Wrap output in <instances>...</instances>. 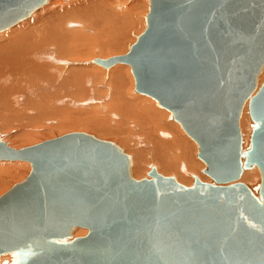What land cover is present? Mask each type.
I'll return each instance as SVG.
<instances>
[{
  "label": "water",
  "instance_id": "95a60500",
  "mask_svg": "<svg viewBox=\"0 0 264 264\" xmlns=\"http://www.w3.org/2000/svg\"><path fill=\"white\" fill-rule=\"evenodd\" d=\"M49 1L0 0V32ZM147 2L127 52L92 64L128 66L134 92L194 141L210 182L154 167L137 180L120 146L88 133L19 149L0 137V161L30 167L0 195V264H264V0ZM253 168L251 187L240 179Z\"/></svg>",
  "mask_w": 264,
  "mask_h": 264
},
{
  "label": "bare ground",
  "instance_id": "6f19581e",
  "mask_svg": "<svg viewBox=\"0 0 264 264\" xmlns=\"http://www.w3.org/2000/svg\"><path fill=\"white\" fill-rule=\"evenodd\" d=\"M122 3H125V6H123ZM69 6L70 7L72 6L71 2L64 3L61 0H50L46 6L40 9V12H43L45 10L44 12L45 15L40 16L38 15V12L36 11L35 13L32 14L33 16L30 20L26 19L27 21H29L27 22V24H23V22L25 21L20 22L19 25L17 24L18 26L16 25L15 28L13 27L14 29L11 28L13 30L9 34V36H7L4 39H0V101H3L2 103H0V105L4 106V104H7V102H9L7 99H12V103H10L12 107L14 102L18 103L20 100H22L23 95L21 94L28 96L29 93H32L34 91L35 93H32L33 98H29V97L27 98L25 96V98H27V101L25 102V98H24L23 102H25L24 107L26 108V111L27 109L30 110L31 108H33L37 112L33 114L35 115L37 114L38 116L42 114L44 115L46 114L47 116L49 115L53 117L55 112L53 113L52 111L51 112L49 111V110H52V108L50 109L48 108L49 103H54L56 101L58 103L59 102L58 100L62 99L63 97L64 98L67 97L68 99L69 96H72L71 99L73 98L76 99V97L77 98L79 97L77 100L79 99L86 100L85 103L82 102L83 105L88 104L89 102L93 104H97L99 106L98 109H100V113L102 111L104 114L109 115L110 118L112 119L122 120L123 118H127V119L131 118L132 120L138 121L141 124L144 123L145 128L147 127L150 133L152 134V136H154V140H155L154 148L155 149H153L154 150L153 152L155 153L153 156L154 159L149 163L147 162L148 164H144L147 160L150 161L149 159L151 158V156L150 157L148 156V159H145L146 161H143L144 157H142L143 156L141 154L142 152L140 153L139 149L137 148L138 152H134L133 163H132L133 164V175L135 179L138 180L139 178L140 179L147 178V175H146L147 170L145 169H150L151 167H154L156 171L158 170L159 172L160 170H163L170 175L177 174L178 182L186 183L187 186L191 185V182H190L191 174L192 173L201 174L199 170L204 168L203 163L197 162L199 161V159L196 160L195 162L193 159L190 158V156L192 155V151H194L195 149L197 150V148L191 147L192 146L191 144H190L191 146H188L189 142L187 141H186V144H184L185 142L184 139L182 142L181 138L183 135L180 132V128H181V127L179 128L180 125L179 124H178L179 126L176 125L175 121H173L172 119L171 120L173 121V123H171V121L168 122V119L167 121L163 120L162 117H165L166 119L168 112L166 110H163L162 108L157 109L159 106L155 105L156 104L154 103L155 101H153L152 99L151 100L148 99L149 97L146 98L143 95L141 96L140 94H138L140 95L138 97H134L133 94H129V92L126 90L127 88L125 87V81L127 77L128 79H130L129 84L131 86H133L134 84H133V81H131L132 78L131 77L129 78L130 72L128 70L129 68H127L128 66H126V68L123 69L122 64H118V66L115 65L111 67L112 69L110 68V70L108 71L106 69L104 70V68L101 67L104 72H100L101 73L100 75H96V74L88 72V69L87 71H83L84 69H86L84 68V66H83V70L82 68H80L81 70L75 69L76 67L74 68V64H77V62L80 60L69 61V60L63 59L64 57H75V56L80 57L82 56V54H86L84 53L85 51L84 44H82L83 35L87 34L85 31L92 32V31H95V28H96L99 34L101 33L103 35L104 34L108 35L111 33L110 31L119 30V32H121V30H123L122 32H124V30H127V28L129 29L135 26L136 20L140 16L143 17L147 13V10H148L147 0H137V1H129V0H102V1L98 0L96 1V0H92L86 6H83L77 9L71 8L73 9L72 11H70L71 9ZM66 7H69V8H66ZM64 8L65 10L70 9L69 12L64 11L63 10ZM136 23L138 25L139 22L137 21ZM73 27H78V29L79 28L82 29L84 31L83 35H82V31L75 32L73 30L74 29ZM144 28H145L144 23H142L140 29H142L143 31ZM126 32L122 34L120 33L119 37L117 36L118 32H115V34L117 33L116 36L118 37L116 41H114L115 40L114 39L113 40L114 42H111L112 41L111 40L110 42H107L104 44L101 43V44H103V46L106 44L105 48L106 46L107 48L110 46V48H112L113 50H118L120 48L122 40L125 38V35L127 36ZM94 37H95V34H94ZM96 38H98V41H100L99 40L100 36ZM86 39L88 38L86 37ZM90 40L91 39L89 37V41ZM95 40L96 39H93V42ZM93 42H91V44ZM96 46H98V44ZM128 47L129 45H127L125 49L127 50ZM90 65H93V64L91 63ZM97 66L98 65H96V67ZM263 80H264V69H263V73L259 79L258 84L260 85ZM99 88H102L103 90H99ZM35 101L36 102L38 101L37 105H35ZM104 102L106 104H104ZM39 103L41 104L39 105ZM9 106L10 105H8V107ZM155 106H157V108ZM19 107H20V110H23L21 109V106ZM3 108H1L0 111L7 109V108L6 109H3ZM9 109L10 108H8V110ZM13 109H15V114H17V112L19 113V111L16 112V108H13ZM33 109H31V111ZM8 110H6V113ZM43 111L45 113H43ZM164 111L166 112V114L164 113ZM20 112L22 113V111ZM97 112L99 114V111ZM97 112L96 114L95 113L94 114L97 115ZM12 113H11L12 115L10 114L11 116L14 115V112ZM103 113L101 114L104 117ZM33 114L30 117H33ZM93 115L91 116L94 117ZM96 117L97 116H95V118ZM108 118L109 117L107 116V119ZM13 119H14V116H13ZM88 119L90 118L88 117ZM131 119H129L128 121L129 124H130V121H132ZM249 119L250 118H248V115H247V106H245L243 109V113L241 115L240 121H239L240 123L239 127H241L240 129L243 135V141L245 142L244 146H247L248 137L251 132V128H250L251 123ZM17 120H21V119L19 118ZM31 120L32 121L37 120V117L34 120L31 118ZM93 120L95 119L93 118ZM101 120H102V117H101ZM29 121L30 120H28V122ZM88 121L86 122L80 121L79 123H81L82 125H85V129L90 131L91 133L92 131H98L104 134H111V136L113 137L112 134H114L115 131L119 129V128H115V131L113 130L114 131L113 133V131L111 132L110 128H107L108 125H110L111 120H109L110 123L109 121H107L109 124H107L106 122L107 127L106 126L103 127V124L100 125L101 121L98 120L100 122H97V119L94 122H90L91 120H88ZM63 122L62 124H64ZM112 122L114 124V121ZM128 122L126 121V123ZM14 123L16 124V122ZM118 123H120V121ZM137 123L135 125H137ZM65 124L67 123L65 122ZM116 124L113 126H116ZM144 125L142 126L144 127ZM137 126L139 127V125ZM127 129L128 127L126 128V130ZM138 131L140 130H137V133L139 134ZM149 131H146V132H149ZM119 132H116L115 134L117 133L119 134ZM129 132L130 130L127 132V134ZM120 134H122V132ZM143 134L145 135L144 132ZM123 135L125 137V134ZM24 136H26V138L28 137L27 135H24ZM0 137L10 147H13L16 149H19L18 147L20 146L24 147V144L29 143V140H24L23 142L18 143L17 145H14L15 143L13 142L14 139L10 140L9 137L2 134L1 132H0ZM117 137H119V135L115 136V138ZM128 137H130L131 139V135H129ZM119 141L120 139L118 140V142ZM126 144L127 143H125V145ZM134 147L136 146H133V148ZM150 150L152 152V148L148 149V151ZM0 168H1L0 174L1 172H3L4 174L20 175V178H24V176L28 174L30 170L29 164L26 162H2L0 161ZM256 170L258 171L257 168H253V169L243 172L240 182H244L248 184L254 181L256 185L258 178H260L257 176L258 173L256 172ZM1 175L3 177V174ZM2 177L0 176V185L3 183ZM198 178L201 179V181L203 182H210L208 178H205L202 176L201 177L199 176ZM252 186H253V183H252ZM86 233H87L86 230H77L74 236L82 237L86 235Z\"/></svg>",
  "mask_w": 264,
  "mask_h": 264
},
{
  "label": "rangeland",
  "instance_id": "374dc122",
  "mask_svg": "<svg viewBox=\"0 0 264 264\" xmlns=\"http://www.w3.org/2000/svg\"><path fill=\"white\" fill-rule=\"evenodd\" d=\"M62 2H64V3H69V2H71L72 3V6L70 7V9L71 8H74V9H77V8H80V7H83V6H86L87 4H89V2H91L92 0H88V2H87V0H69V1H63V0H61ZM87 2V3H85V2ZM96 1H98V0H96ZM99 1H102V0H99ZM129 1H137V0H129ZM84 2V3H83ZM80 4V5H79ZM74 5V6H73ZM76 5V6H75ZM122 5L123 6H125V3H122ZM114 6V5H113ZM69 7H66V8H69ZM147 7H148V2H147ZM69 9V10H70ZM64 11H66V12H69V10L68 9H66L65 10V8L63 9ZM73 9H71L70 11H72ZM148 11V10H147ZM38 12V15H45V10L43 11V12H40V10L39 11H37ZM40 12V13H39ZM33 16V15H32ZM32 16L29 18V19H27V20H30L31 18H32ZM144 17V18H143ZM143 17H139L137 20H136V22L138 21L139 23H138V25H137V23L135 22V26H133V27H131V28H129L130 30H131V32H130V30L127 28V30H124V32H126L127 33V36L125 35V38L122 40V43H121V45H120V48L118 49V50H113L112 48H110V46L107 48V46H106V48H105V45L103 46V44L104 43H107V42H110L111 40V42H114V41H116L117 39H118V37H119V35H120V33L122 34V33H124V32H122L123 30H121V32H119V30L117 31H115V30H113L114 31V33H113V31H110L111 33H112V35H111V33L110 34H108V35H106V34H99V32L96 30V28H95V31H92V32H90V31H85L87 34H84L83 35V30L82 29H78V27H73V28H71V29H73L75 32L76 31H82V35H83V43L82 44H84V49H85V51H84V53H86V54H82V56H75V57H64L63 59H65V60H69V61H77V60H80V61H78L77 62V64H74V68L75 69H79V70H81L80 68H82V70H83V66H84V68H86V69H84L83 71H87V69H88V72H90V73H93V74H96V75H100L101 73L100 72H104L103 71V69L101 68V67H96V65H90L91 63H92V60L93 59H95V58H99V59H107V58H109V57H112V56H117V55H123V54H125L126 52H127V50H128V48H127V50L125 49L126 47H127V45H131V44H133L134 43V41H135V39H136V37L138 36V35H140V33L142 32V29H140V27H141V24L142 23H144V26H145V15L143 16ZM144 20H143V19ZM27 20H24L25 22H23V24H27V22H29V21H27ZM142 21V22H141ZM134 22V21H133ZM19 25V24H18ZM17 25V26H18ZM16 27V26H15ZM14 27V28H15ZM13 28V29H14ZM13 29H10V30H7V31H4V32H2V33H0V39H4V38H6L7 36H9V34L12 32V30ZM7 32V33H6ZM115 32H118V35H117V33L115 34ZM90 33V34H89ZM94 34H95V37H94ZM115 34V35H114ZM85 35H87V36H85ZM90 35V36H89ZM106 35V36H105ZM118 37H117V36ZM100 36V38H99V40L101 41H98V38H96V37H99ZM116 38H115V37ZM86 37L88 38V39H86ZM89 37H90V41H89ZM103 39H102V38ZM107 37V38H106ZM112 37H113V39H112ZM105 38V39H104ZM93 39H96L94 42H93ZM115 39V40H114ZM86 40V41H85ZM88 40V41H87ZM114 40V41H113ZM90 42V43H89ZM91 42H93L92 44H91ZM97 42V43H96ZM97 45L98 44V46H96L95 44ZM101 43H103V44H101ZM90 44V45H89ZM101 44V45H100ZM91 45H93V46H91ZM121 46H122V48H121ZM103 47V48H102ZM105 48V49H104ZM125 50H124V49ZM112 50V51H111ZM89 52V53H88ZM87 55V56H86ZM82 57H84V58H82ZM88 58V59H87ZM82 60V61H81ZM78 65V66H77ZM71 66H73V65H71ZM71 66H70V68H71ZM91 66H92V68H91ZM118 66V65H117ZM123 66V69H125L126 68V66H124V65H122ZM79 67V68H78ZM95 67V68H94ZM73 68V67H72ZM127 68H129V67H127ZM112 69V68H111ZM91 70H92V72H91ZM94 70V71H93ZM100 70V71H99ZM105 70V69H104ZM107 71L108 70H110V69H106ZM129 70V69H128ZM106 72V71H105ZM129 72H130V70H129ZM63 75H64V73H63ZM132 78V80L131 81H133V84H134V80H133V77H132V74L130 73L129 74V78ZM129 82H130V79H128V77H127V79H126V81H125V87L127 88L126 90L129 92V94H133V96L134 97H138V96H140V95H138L137 93H135L134 92V85L133 86H131L130 84H129ZM99 90H103L102 88H99ZM131 91V92H130ZM32 93H35L34 91L32 92ZM32 93H29L28 94V96H26V95H24V94H21V95H23L22 96V100H20L18 103H16V102H14L13 103V106L11 107V104L10 103H12V99H7L9 102H7V104H4V106H1L0 105V110H1V108H3V107H5V108H3V109H6L7 107H8V105H10L8 108H10L9 110H8V108L6 109V110H8L9 111V113H8V111H7V113H6V110H2V111H0V114H2V115H0V132L2 133V134H4V135H6L7 137H9L10 138V140H13V142H15L14 143V145H17L18 143H21V142H23L24 140H29V143H27V144H24V147H27V146H31V144L32 145H34V144H37V143H40V142H42V141H45V140H49V139H53V138H55V137H59V136H61V135H64V134H67V133H71V132H83V133H88V134H91V135H94L95 137H97V138H99V139H102V140H106V141H111V142H114L115 144H117L118 146H120L130 157H131V160H132V163H133V157H134V152H138V149H139V152L143 155L142 157H144L143 158V161H146L145 159H148V156L150 157L151 156V158L149 159L150 161H146L144 164H148L149 162H151L153 159H154V153L155 152H153L154 150L153 149H155L154 148V146H155V144H154V142H155V140H154V136H152V134L150 133V131L148 130V128L146 127L145 128V125H144V123L143 124H141L140 122H138V121H135V120H132L131 118H123L124 119V121H123V119L121 120V119H112V118H110V116L109 115H107V114H104L102 111H101V113H103V115H104V117L102 116V114L100 113V109H98V105L97 104H93V103H88V104H84L83 105V103H85V101L86 100H77L78 98L76 97V99L75 98H73V99H71L72 98V96H69V98L67 99V97H63L62 99H59L58 101V103H57V101L56 102H54V103H49V106H48V108L50 109V108H52V110H49L50 112L52 111L53 113L55 112V114H54V116L52 117V116H47L46 114V116L44 115V114H42V115H40V116H38L37 114L35 115V114H33V113H37L36 111H35V109H33V108H31V109H33L32 111H31V109L30 110H28L27 109V111L29 112V111H31V112H29V114H28V112L26 111V108L24 107L25 106V102L27 101V98L29 97V98H33V94ZM137 94V95H136ZM32 95V96H31ZM25 96L27 97V98H25ZM142 96V95H141ZM144 97H146V96H144ZM24 98H25V102H23L24 101ZM146 98H148V97H146ZM82 99V98H81ZM148 99H150V98H148ZM11 100V101H10ZM151 100V99H150ZM62 103H61V102ZM3 101H0V103H2ZM38 102V101H37ZM36 101H35V105H37L38 103H37ZM64 102V103H63ZM83 102V103H82ZM106 102V101H105ZM104 102V104H106ZM16 103V104H15ZM154 103H156V102H154ZM41 103H39V105H40ZM21 106V109H23V110H20V107L19 106ZM62 105V106H61ZM155 105H157V103L155 104ZM96 106V107H95ZM158 106V105H157ZM157 106H155L156 108H157ZM13 108H16V112L17 111H19V113L17 112V114H15V109H13ZM18 108H19V110H18ZM92 108V109H91ZM95 108H97V109H95ZM160 107H158L157 109H159ZM11 109H12V111H11ZM53 109H55V110H53ZM58 109V110H57ZM14 110V111H13ZM164 110V109H163ZM20 111H22V113H23V115H22V113L20 112ZM26 113H25V112ZM48 111V110H47ZM97 111H99V114H98V112ZM160 111H161V109H160ZM12 112H14V119H13V116H11L13 113ZM96 112H97V115H95L96 114ZM12 113V114H11ZM33 114V117H30V116H32V114ZM43 113H45L44 111H43ZM95 113V114H94ZM164 113L166 114V112L164 111ZM9 116H8V115ZM11 114V115H10ZM24 114H26V115H24ZM73 114V115H72ZM75 114H76V116H75ZM83 114V115H82ZM88 114V115H87ZM94 114V115H93ZM168 115H167V117H166V119H165V117H162L163 118V120H166L167 121V119H168V122H170L171 121V123H173V121L169 118V113H167ZM15 115H19L18 117L21 119V120H17V119H19L17 116H15ZM29 115V116H28ZM56 115V116H55ZM91 115H93L94 117H92ZM100 115V116H99ZM248 115V114H247ZM2 116V117H1ZM4 116V117H3ZM11 116V117H10ZM95 116H99L98 118L96 117L95 118ZM107 116L109 117L108 119H107ZM36 117H37V120H34V119H36ZM47 117V118H46ZM56 117V118H55ZM88 117L90 118V119H88ZM101 117H102V120H101ZM106 117V118H105ZM15 118H17V119H15ZM30 118V119H29ZM31 118L34 120V121H32L31 120ZM63 118V119H62ZM92 118V119H91ZM93 118L95 119V120H93ZM105 118V119H104ZM249 118V117H248ZM57 119V120H56ZM91 120L90 122H94V121H96V119H97V122H100V125H102L103 124V127L104 126H106L107 127V124H109L110 123V121L109 120H111V123H110V125H108V127L107 128H110V130H111V132L114 130L115 131V128H119V129H117V130H119V131H121L122 132V134H120L121 132H119V131H115V133L116 132H119V134L117 133V134H115L114 133V131H113V133L114 134H112L113 135V137L111 136V134H104V133H101V132H98V131H92V133L90 132V131H88V130H86L85 129V125H82L81 123H79L80 121H83V122H86V121H88V120ZM106 119H107V121H109V123L106 121ZM129 119H131L132 121H130V124H129ZM2 120V121H1ZM15 120H17V121H15ZM28 120H30L29 122H28ZM49 120V121H48ZM85 120V121H84ZM98 120H100V121H98ZM104 120H105V122H104ZM64 123V124H62V122ZM103 121V122H102ZM112 121H114V124H113V122ZM116 121H120V123H118V122H116ZM121 121H122V123H121ZM126 121L128 122V123H126ZM165 121V122H166ZM249 121H250V119H249ZM14 122H16V124L14 123ZM18 122V123H17ZM34 122V123H33ZM65 122L67 123V124H65ZM70 122V123H69ZM76 122V123H75ZM78 122V123H77ZM89 122V121H88ZM106 122H107V124H106ZM131 122H132V124H131ZM138 122V123H137ZM164 122V121H163ZM167 122V123H168ZM117 123V124H116ZM137 123V125H139V127L137 126V125H135ZM250 123H251V121H250ZM74 124V125H73ZM104 124H106V125H104ZM116 124V126H113V125H115ZM130 126H129V125ZM175 124L176 125H178V123H176L175 122ZM141 125V126H140ZM142 125H144V127L142 126ZM239 125H240V123H239ZM8 126V127H7ZM112 126H113V128H112ZM179 126V125H178ZM128 127V129L126 130V128ZM14 128V129H13ZM74 128V129H73ZM112 128V129H111ZM121 128V129H120ZM124 128H125V130H124ZM131 128H132V130H131ZM140 130V131H138L139 132V134L137 133V130ZM140 128V129H139ZM144 128V129H143ZM179 128H180V126H179ZM241 128V127H240ZM130 130V132L128 133L129 135H131V139L133 140H131L130 139V137H128L129 135L127 134V132ZM144 130V131H143ZM132 131V132H131ZM146 131H149V132H146ZM93 132H95V133H93ZM143 132L145 133V135L143 134ZM180 132H181V134L183 135L182 136V138H181V140H182V142H183V139L185 140V142H184V144H186V141L187 142H189V145H188V143H187V145L188 146H191V147H195V148H197V146L195 145V143L191 140V139H189L186 135H185V133L181 130V128H180ZM130 133H132V134H130ZM148 133V134H147ZM101 134V135H100ZM123 134H125V137H124V135ZM142 134V135H141ZM24 135H27L28 137V139L26 138V136H23ZM119 135V137H117V138H115V136H118ZM151 135V136H150ZM187 137H185V136ZM108 136V137H107ZM138 136V137H137ZM144 136V137H143ZM20 137V138H19ZM22 138V139H21ZM120 139V141L118 142V140ZM122 139V140H121ZM131 141H129V140ZM189 139V140H188ZM21 140V141H20ZM32 141H34V142H32ZM125 141V142H124ZM129 141V142H128ZM121 142V143H120ZM124 142V143H123ZM147 142V143H146ZM125 143H127L126 145H125ZM29 144V145H28ZM132 144V145H131ZM153 144V145H152ZM191 144V145H190ZM145 145V146H144ZM148 145V146H147ZM126 146V147H125ZM130 146V147H129ZM132 146V147H131ZM133 146H136V147H134L133 148ZM147 146V147H146ZM150 146V147H149ZM191 147H189V148H191ZM18 148H23V146H20V147H18ZM126 148V149H125ZM138 148V149H137ZM143 149V150H141V149ZM151 149L152 148V152H151V150L150 151H148V149ZM132 151V153H131V151ZM134 150V151H133ZM195 151V152H194ZM194 151H192V155L190 156V158L191 159H193L195 162H196V160H198V158H197V150L195 149ZM145 152V153H144ZM150 152V153H149ZM145 155H144V154ZM146 155H147V157H146ZM195 158V159H194ZM176 161V160H175ZM148 162V163H147ZM197 162H201V161H197ZM202 163V162H201ZM176 164H177V162H176ZM178 165H179V163H178ZM146 166V165H145ZM1 168H3V167H1ZM1 168H0V170H1ZM145 169V168H144ZM151 169V168H150ZM150 169H145V170H147V172H146V175H147V173L150 171ZM203 169V168H202ZM202 169H200L199 171L201 172L202 171ZM158 171V170H157ZM162 171L163 170H160V172H159V174H162V175H164V176H172V177H175L176 179L178 178L177 177V174H168V173H166L165 171H163V173H162ZM256 172L258 173V171L256 170ZM1 174H3V177H2V175ZM1 174H0V176L3 178V183L0 185V195H2L3 193H5L8 189H10L15 183H18V182H20V181H22V180H24L25 179V177L28 175V174H26L25 176H24V178H20V175H13V174H4L3 172H1ZM20 174V173H19ZM132 174H133V164H132ZM196 174H198V173H192L191 174V176H190V182H191V184H192V182H193V176L195 175V176H197V177H205L203 174H202V172H201V174L199 173L198 175H196ZM193 175V176H192ZM134 176V175H133ZM257 176L259 177V173L257 174ZM135 178V177H134ZM205 178H207V177H205ZM140 179V178H139ZM192 179V180H191ZM209 180V179H208ZM210 181V180H209ZM257 182H259V178H258V180H257ZM257 182H256V184H257ZM180 183V182H179ZM244 183V182H243ZM253 183V186L255 185V182L253 181L252 182ZM252 183H248V184H250V186L252 187ZM182 184H184V185H186V183H182ZM245 184H247V183H245ZM247 184V185H248Z\"/></svg>",
  "mask_w": 264,
  "mask_h": 264
}]
</instances>
